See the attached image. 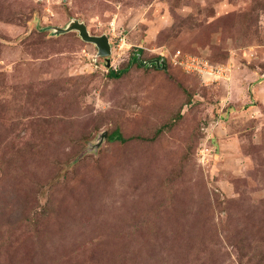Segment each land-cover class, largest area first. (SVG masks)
<instances>
[{
	"label": "rangeland",
	"instance_id": "rangeland-1",
	"mask_svg": "<svg viewBox=\"0 0 264 264\" xmlns=\"http://www.w3.org/2000/svg\"><path fill=\"white\" fill-rule=\"evenodd\" d=\"M0 264H264V0H0Z\"/></svg>",
	"mask_w": 264,
	"mask_h": 264
},
{
	"label": "water",
	"instance_id": "water-1",
	"mask_svg": "<svg viewBox=\"0 0 264 264\" xmlns=\"http://www.w3.org/2000/svg\"><path fill=\"white\" fill-rule=\"evenodd\" d=\"M71 29H76L79 31L80 36L87 41L93 42L97 45L98 47V53L100 56L106 57L107 61L109 63V55L111 54V44L109 42V37L106 34H102V35H92L90 34L87 26L78 21V20H73L66 28L60 27L57 28L56 30L58 32H64V31H68ZM147 63H155L156 66L158 67H162V68H166V62L164 60H160V59H153V60H149ZM147 63H144V65H146ZM109 65V64H108ZM105 135V134H104Z\"/></svg>",
	"mask_w": 264,
	"mask_h": 264
},
{
	"label": "built area",
	"instance_id": "built-area-1",
	"mask_svg": "<svg viewBox=\"0 0 264 264\" xmlns=\"http://www.w3.org/2000/svg\"><path fill=\"white\" fill-rule=\"evenodd\" d=\"M180 51H178L174 57L178 60V62L182 65L186 63V67L188 71H196L199 75L206 77L207 75H212L215 71V68L209 65V63H205L202 60H195L196 58L192 57L190 61H188V55H180ZM188 58V59H187ZM194 58V59H193ZM146 61L145 63H147ZM190 69V70H189Z\"/></svg>",
	"mask_w": 264,
	"mask_h": 264
},
{
	"label": "trees",
	"instance_id": "trees-1",
	"mask_svg": "<svg viewBox=\"0 0 264 264\" xmlns=\"http://www.w3.org/2000/svg\"><path fill=\"white\" fill-rule=\"evenodd\" d=\"M139 54V53H138ZM133 60L134 61H139V63H143V61L139 58V57H137V55H134L133 57ZM113 77H118L120 74V72H118L117 70H114V69H112V70H110V72H109ZM115 133H110V135H109V139L110 140H119V141H126L127 140V138H125L123 135H122V132L121 131H119V130H115L114 131Z\"/></svg>",
	"mask_w": 264,
	"mask_h": 264
},
{
	"label": "clouds",
	"instance_id": "clouds-1",
	"mask_svg": "<svg viewBox=\"0 0 264 264\" xmlns=\"http://www.w3.org/2000/svg\"><path fill=\"white\" fill-rule=\"evenodd\" d=\"M156 59H157V58H156ZM150 60H152V59H150ZM146 61H149V60H144L142 64H144ZM147 64H149V63H147ZM147 64H146V65H147ZM151 64H152V63H150L149 65H151ZM154 64H155V63H154ZM155 65H156V64H155Z\"/></svg>",
	"mask_w": 264,
	"mask_h": 264
}]
</instances>
